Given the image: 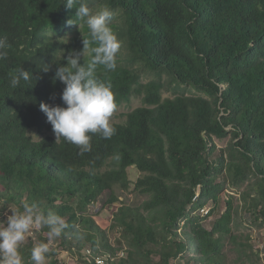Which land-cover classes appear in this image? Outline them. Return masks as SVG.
<instances>
[{
  "label": "trees",
  "instance_id": "1",
  "mask_svg": "<svg viewBox=\"0 0 264 264\" xmlns=\"http://www.w3.org/2000/svg\"><path fill=\"white\" fill-rule=\"evenodd\" d=\"M82 2L92 14L111 10L121 41L116 70L98 66L97 79L112 85L117 109L132 98L143 106L114 125L110 139L92 134L90 151L56 141L40 104L64 106L65 85L53 77L91 41L90 29L65 0H0V39L8 45L0 59V203L61 217L67 226L53 238L81 264H227L232 202L210 230L204 226L225 192L221 177L253 179L264 219V0ZM21 70L31 78L13 88ZM144 75L155 79L144 83ZM228 137L219 151L214 139ZM132 167L141 174L134 190L149 199L114 213L128 246L116 260L119 250L86 213L105 192L115 203V188L129 190ZM51 227L39 226L42 242ZM30 245L20 249L24 264H32Z\"/></svg>",
  "mask_w": 264,
  "mask_h": 264
},
{
  "label": "clouds",
  "instance_id": "2",
  "mask_svg": "<svg viewBox=\"0 0 264 264\" xmlns=\"http://www.w3.org/2000/svg\"><path fill=\"white\" fill-rule=\"evenodd\" d=\"M79 5L76 7V5ZM68 9H76V21L86 22L90 29L91 41L83 40V50L74 56L67 57V65L57 69L53 82L59 81L65 85L60 99L64 106L41 103L40 109L46 115L47 122L52 125V131L56 141L63 138L70 144L80 148L81 152L91 150L92 134H100L105 139H110L115 134V128L111 124V118L117 110L118 104L110 83H104L97 79L96 70L103 66L108 71L117 68V55L121 49V41L110 27L114 13L105 8L96 14L82 0H65L63 4ZM69 25L78 24L72 19L67 21ZM97 46L90 50L93 53L87 64H81V58L89 51L90 44ZM8 47L4 39H0V59L7 56L4 51ZM47 72L48 67L43 69ZM30 74L21 70L11 79V86L15 88L20 80L29 81ZM52 226L49 237H59L62 228L67 225L61 221V217L49 213L33 215V208L25 204L23 211L8 216L7 224L0 227V264H24L20 249L26 239V235L34 226ZM49 246L40 243L31 250L32 264H45Z\"/></svg>",
  "mask_w": 264,
  "mask_h": 264
},
{
  "label": "rangeland",
  "instance_id": "3",
  "mask_svg": "<svg viewBox=\"0 0 264 264\" xmlns=\"http://www.w3.org/2000/svg\"><path fill=\"white\" fill-rule=\"evenodd\" d=\"M120 53L121 51L118 54ZM154 79L155 77L152 75H144L143 82L148 83ZM163 81H165V77ZM173 92L164 91V98L174 97ZM142 106L141 98H132L129 104H125L115 111L111 118L112 126L125 123L126 115ZM214 142L217 149L221 151L228 147L230 137L223 140L214 139ZM128 174L131 182L129 190L115 188V203L111 199V193L105 192L96 204L88 208L86 213L105 232L109 244L119 250L116 260L127 256L128 246L121 237V231L115 228L114 213L123 206L141 208L149 199L148 196L140 195L134 190V185L141 176L140 172L135 167H132L128 170ZM220 180L225 184V192L220 198L215 213L204 221V226L210 230L212 223L226 212L227 202H232L234 211L233 237L228 242L225 251L226 263L264 264V219L260 215L259 209L254 207L253 201L255 200L256 192L251 190L254 184L253 179L242 184H238L230 176H225V179L221 177ZM209 211L210 209H206L201 212L202 217H207ZM13 213H19L16 205L5 207L3 203H0V227L6 226L8 216ZM39 229V226H34L26 235L23 244H31V248L38 246L40 243L48 244L49 252L46 254L45 264H81L78 255L63 247L60 240L47 238L42 242L40 233H37ZM233 241L236 243L233 244ZM171 264H181V261L174 260Z\"/></svg>",
  "mask_w": 264,
  "mask_h": 264
},
{
  "label": "built area",
  "instance_id": "4",
  "mask_svg": "<svg viewBox=\"0 0 264 264\" xmlns=\"http://www.w3.org/2000/svg\"><path fill=\"white\" fill-rule=\"evenodd\" d=\"M38 232V231H37Z\"/></svg>",
  "mask_w": 264,
  "mask_h": 264
}]
</instances>
